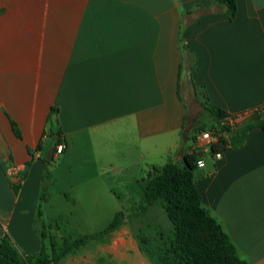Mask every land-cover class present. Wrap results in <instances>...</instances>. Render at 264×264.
Instances as JSON below:
<instances>
[{
	"label": "crops",
	"instance_id": "crops-1",
	"mask_svg": "<svg viewBox=\"0 0 264 264\" xmlns=\"http://www.w3.org/2000/svg\"><path fill=\"white\" fill-rule=\"evenodd\" d=\"M236 3L231 18L216 0H0V241L41 250L45 157L57 142L53 159L98 161L104 146L120 153L112 168L139 180L140 161L147 174L199 144L202 102L233 124L264 105V0ZM191 92L202 112L188 127ZM221 152L202 156L195 185L240 257L264 264V130Z\"/></svg>",
	"mask_w": 264,
	"mask_h": 264
},
{
	"label": "trees",
	"instance_id": "trees-1",
	"mask_svg": "<svg viewBox=\"0 0 264 264\" xmlns=\"http://www.w3.org/2000/svg\"><path fill=\"white\" fill-rule=\"evenodd\" d=\"M231 18L237 12L236 0H216ZM205 111L219 125L214 128L219 140L212 151H222L229 145L244 143L247 134L254 128L264 130V105L242 114L243 119L233 124L226 111L202 102ZM206 123L198 124L194 132H201ZM228 134V137L224 135ZM61 142H57V147ZM201 154L195 150L185 154L183 160L168 161L154 165L148 174L136 181L138 203L129 213L119 210L102 229L93 233L67 239L61 246L51 242L50 250L44 242L39 252L21 254L9 236L0 241V264H61L63 258L89 240H100L121 227L127 218L145 215L155 205L166 213L172 229L167 236L154 237L155 243L143 234L138 235L140 249L156 264H248L241 258L236 244L223 225L203 204L202 196L195 185V172ZM45 162L48 161L45 159ZM46 175V174H45ZM44 175V179H45Z\"/></svg>",
	"mask_w": 264,
	"mask_h": 264
},
{
	"label": "rangeland",
	"instance_id": "rangeland-1",
	"mask_svg": "<svg viewBox=\"0 0 264 264\" xmlns=\"http://www.w3.org/2000/svg\"><path fill=\"white\" fill-rule=\"evenodd\" d=\"M187 105L189 127L201 114L202 105L195 100L193 92L187 97ZM207 114L204 118L205 130L218 128L217 122ZM191 133L197 139L200 132ZM102 148L104 146L96 151L101 157L98 161H91L90 152L84 151L78 155L85 154L87 158H78L77 153L70 156L66 153L46 163L37 221L49 250L52 241L61 246L67 239L93 234L106 226L119 210L129 213L138 203L140 194L136 191L137 180H134L137 173L125 174L112 168L110 160L119 163L116 157L120 153L106 152ZM206 157L211 159V154H206ZM154 161L157 166L165 163L161 157ZM148 168L140 161L136 167L140 173L139 180L148 174L150 170L147 174L145 172ZM171 229L165 211L155 205L143 216L127 218L115 233L100 240H89L74 249L61 264H156L144 255L146 253L140 246L138 248V235H145L153 245L154 237L167 236Z\"/></svg>",
	"mask_w": 264,
	"mask_h": 264
},
{
	"label": "built area",
	"instance_id": "built-area-1",
	"mask_svg": "<svg viewBox=\"0 0 264 264\" xmlns=\"http://www.w3.org/2000/svg\"><path fill=\"white\" fill-rule=\"evenodd\" d=\"M219 140V135L215 133L214 130H203L199 133L198 136V145L193 149L201 154V157L199 158L197 164L199 167H202L205 165V160L202 157L206 152H210L213 154L214 158L216 160H219L222 158V152L212 151V145L216 143ZM65 149L64 144H59L57 147H55V153L61 154Z\"/></svg>",
	"mask_w": 264,
	"mask_h": 264
},
{
	"label": "water",
	"instance_id": "water-1",
	"mask_svg": "<svg viewBox=\"0 0 264 264\" xmlns=\"http://www.w3.org/2000/svg\"><path fill=\"white\" fill-rule=\"evenodd\" d=\"M54 152H55V147H51L50 150L48 151V153H47L45 159H46L47 161H51V160H53Z\"/></svg>",
	"mask_w": 264,
	"mask_h": 264
}]
</instances>
